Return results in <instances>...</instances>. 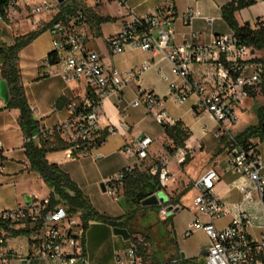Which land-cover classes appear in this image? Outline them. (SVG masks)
Segmentation results:
<instances>
[{
	"label": "built area",
	"instance_id": "built-area-1",
	"mask_svg": "<svg viewBox=\"0 0 264 264\" xmlns=\"http://www.w3.org/2000/svg\"><path fill=\"white\" fill-rule=\"evenodd\" d=\"M22 1L6 0L7 20L18 15ZM92 2L95 5L104 2L118 3L128 8L127 0ZM52 12L48 5L31 8L33 24L39 23L35 20L36 17L52 15ZM201 16L200 12L189 9L183 19L186 25H190ZM177 19L173 5L143 17L131 14L121 30L108 40V50L112 55H119L127 49H138L150 53L154 65L158 64L155 58L159 56L167 62L171 75L180 81L169 83L170 96L178 103L194 97V115H211L219 126L213 132L214 137L220 141L225 140L228 145L229 168L245 176L250 183L240 189L245 200L253 201L256 196L264 214V160L257 149L256 141L243 144L232 131L239 122L238 110L252 98V93L261 90L264 52L246 45L234 33L214 35L208 43H202L200 34L193 33L177 44ZM0 21H4L2 15ZM205 21L210 26L215 22L210 18ZM85 23L83 7L51 21L48 29L52 38L51 53L61 68L60 75L66 83H82L85 90L83 95L69 100L66 104L68 117L65 120L50 128L40 126L39 134L33 140L54 142L59 139L67 146L62 150L66 158H91L99 161L105 158L101 152L102 145L110 135L116 133L113 127L103 129L99 123L104 104L110 98L122 99L124 89L130 84L136 85V97L131 102V107L144 108L161 127L173 126L176 122L163 107L162 99L153 91L142 87L143 75L150 70L152 64L144 62L124 74L106 65L99 55L87 48V40L82 32ZM45 63L49 64L47 58ZM194 67H209L212 72L207 78L198 80L193 77ZM160 73L167 81L168 76L162 69ZM204 130L207 131V128ZM155 142V139L141 135L134 141L133 146L127 144L122 148V152L128 158L136 160V164L109 181L110 195H115L116 189L124 185L127 175L142 170ZM174 156L181 165L187 152L178 149ZM149 173L158 176L161 191L172 180L164 160L155 163ZM220 181L218 171L209 169L193 182L197 192L193 206L198 216L189 224L183 237L188 238L200 230L205 232L209 239L206 264H264V230L260 238H253L248 234V229L253 227L252 217L248 213L240 210L230 225L218 226V222L227 214L215 190ZM167 204L159 205L162 221L167 219L169 207L173 210L177 208ZM0 220L7 223L10 231H27L26 236L30 239V252L23 259L16 251L6 250L9 237L5 231H0V264H11L15 259L43 264H88L80 215L69 212L63 204L52 206L50 197L33 198L23 206L1 211ZM138 245L140 243L116 254V264H142L137 256Z\"/></svg>",
	"mask_w": 264,
	"mask_h": 264
},
{
	"label": "crops",
	"instance_id": "crops-1",
	"mask_svg": "<svg viewBox=\"0 0 264 264\" xmlns=\"http://www.w3.org/2000/svg\"><path fill=\"white\" fill-rule=\"evenodd\" d=\"M75 1L79 4L78 0ZM81 1L83 2L79 5L85 9L86 14V23L82 27V32L87 40V48L99 55L106 65L117 69L123 74L131 69L138 68L144 62L151 63L152 67L143 75L142 87L145 90L153 91L157 96H159L163 101V107L165 109L168 103V97H171L168 86L169 83L172 81L180 83L179 80L171 76L170 68L167 62L159 56L155 58V61L158 62V64L154 65L153 56L150 53L142 52L138 49H127L123 54L119 55H112L108 50V40L121 30L123 23L131 18V14L143 17L154 13L158 9L173 5L178 16V19L175 22L177 44L182 43L184 38L193 33L200 34L202 43H208L214 35L233 33L224 22L221 11L222 7L230 3L232 0H127L126 5L128 8L122 7L118 3L104 2L100 5H95L92 0ZM256 3L264 4V0L256 1ZM113 6L115 7V10L110 12V8ZM189 9L200 12L202 16L201 18L194 19L190 25H186L183 15ZM59 12L60 9L53 11L52 15H46V18H43L44 16L41 18L39 17V23L37 25L33 24V19H29L28 21L33 26L32 31L38 30L45 25L50 24L52 19H54ZM259 14H264V8ZM206 18L214 19V24L212 26L208 25L205 21ZM101 19H110L111 21L100 22ZM261 20L262 17L257 15L253 25L250 21H247L245 23H240V26L248 23L252 28H255L256 23ZM218 22H223L225 25L224 28L219 26ZM7 31L9 30H7L4 22H0V39L7 45H11L14 42V38L17 36L13 35L10 37V41L7 42L3 36V32ZM44 38H46V49L42 52L41 40ZM51 51L52 38L47 30L19 54L22 84L25 88L29 106L33 111V117L39 122L40 126L48 128L53 127L68 117L66 104L69 100L83 95L85 90V86L82 83H66L60 75L61 68L59 65H50L45 63V60ZM166 67H168V70H165ZM160 69H162V71L168 76L167 81L162 78ZM211 72L212 71L209 67H194L192 69L193 77L198 80L207 78ZM156 77L166 84L168 89L166 94L158 92L156 84L153 82ZM1 80L0 76V81ZM127 91L131 93L132 97L130 99L126 96ZM135 97L136 85L132 83L124 89L122 99L110 98L105 102L99 123L103 129H106L109 126L113 127L116 130V133L113 135H120L124 138V141L123 143L118 144L116 149H114V146H111L110 144V139L112 137V135H110L106 142L102 145L101 152L105 155V157L106 153L104 151L109 152L111 155L117 154L118 152L116 150L121 152L122 148L128 143L126 137L129 135L131 136L130 141L132 143L141 135L149 136L155 139L156 142L166 141L164 144L161 142L164 149L163 150L161 148V152L155 153L151 151L150 148L149 158L145 162L151 160V162L155 164L164 160L166 168L172 176L169 186L164 191L169 201L170 199L176 200L179 198V201L176 204L179 211L172 216L171 229L174 235L176 236L177 233L175 219L177 218L178 213L187 207L185 200L189 196L192 197L189 209L192 214V218L185 231L187 230L189 224L192 223L198 216V213L193 206L194 199L197 196V192L193 187V182L199 179L207 170L215 169L221 176V181L216 185L215 190L227 212L226 216L221 220L223 224L219 225L221 222L219 221L218 226L225 227L230 225L238 211L242 210L248 213L253 220V227L248 229V234L253 238H260L264 230V214L260 201L256 196L253 201L245 200L240 189L243 186H249L250 183L245 176L232 171L229 168L227 155L228 150L222 151L227 144L225 140L219 141L220 144L217 143L216 147L212 148L210 151L212 158L199 174H193V176H191L189 173L191 164L196 155L199 151L204 149L205 145L201 143L202 138L208 133L213 134V132L218 129V124L213 120L211 115L207 113L200 116L194 115L193 105L196 101L194 97L187 101V110L183 115L174 116L169 113L175 122H182L185 128H187L191 133L190 138L186 142V152L189 154V160L183 166L179 165L177 160V165L181 171L174 172L168 168V162L170 161V157H177L170 155L165 150L166 146L171 147L168 144L171 145L172 141L166 137L161 126V133L158 136L154 137L151 133H149L146 126L149 121L153 122L155 120L153 116L148 114L144 108H133L130 106ZM170 99L172 102L177 104L172 97ZM5 108L6 106L0 98V143L2 146V150H0V212L23 206L31 199L39 198V194L37 192L24 193V189L19 187L22 182H29L32 180L40 181L43 185L42 187L46 190L44 197H49L50 193L41 177L37 173L32 172L30 169V162L24 149L26 139L18 124L19 111L7 110ZM188 117H190V120L187 119ZM204 118H207L208 123L200 125L201 120ZM208 124L213 125L210 127ZM205 128H207V131L204 130ZM197 130L202 133L201 139L196 138ZM34 141L36 143L39 142L38 140ZM262 144L263 143L258 141L257 149L264 160V150L261 148ZM46 158L50 164H57L66 173H68L72 180L87 195L82 185L73 177L67 167L69 164L77 160H70L66 158L62 150L47 153ZM126 166H128V164L123 165L120 172ZM151 167L146 170H140V172H147L149 174V169ZM7 190H11L14 194L10 201L2 196ZM126 203L129 207H131L127 200ZM95 209L101 214L111 218H119L122 216L112 217L106 212L99 211L97 208ZM116 237L117 236L114 235L113 228L111 226L103 223L91 222L88 230L84 234L85 256L88 264H116V254L123 253L133 246L130 245L128 249L119 251L117 247H115L117 244ZM5 248L7 251H16L24 259L30 252V239L28 236L9 238ZM107 249L108 253L105 256L104 252L107 251ZM179 252L181 253V250H179ZM185 258L190 259L188 257ZM25 262L26 260L15 259L11 262V264H43L41 262Z\"/></svg>",
	"mask_w": 264,
	"mask_h": 264
},
{
	"label": "trees",
	"instance_id": "trees-1",
	"mask_svg": "<svg viewBox=\"0 0 264 264\" xmlns=\"http://www.w3.org/2000/svg\"><path fill=\"white\" fill-rule=\"evenodd\" d=\"M256 1L257 0H232L230 3L222 7V18L232 32L246 45L264 52V21H258L255 28H252L248 23L240 26L235 19L236 12L250 7L255 4ZM80 7L81 6L77 4L75 0H66L60 5V12L55 16L54 20L61 18L66 13L74 12ZM5 9L6 0H0V15H2L4 21H8ZM109 21L111 20H100V22ZM50 25L51 23L38 30H33L27 35L16 37L11 45L3 43L0 39V76L2 80L7 82L10 93V103L5 109L19 111L18 124L26 139L24 149L30 162V169L41 177L50 191L49 197L52 206L63 204L69 212L79 214L83 224V235L88 230L91 222L103 223L112 228H124L127 229L131 235L130 223L132 212L134 213L137 210H143L159 216L161 210L159 205L150 207L142 206L143 201L162 190L158 176H153L150 173L148 174L147 172H140L138 170L127 175L123 184L124 188L127 189L126 200L130 203L132 211L127 217L111 218L101 214L94 208L90 198L72 180L68 173L57 164H50L48 162L46 158L47 153L64 150L67 147L66 144L59 139H55L54 142H45L41 140L38 143L33 140V137L39 134L40 124L34 119L33 111L27 101L25 88L22 84L19 54L23 49L31 45L39 36L45 33ZM53 56L52 53L47 56L50 65L56 64V60ZM262 62L264 65V59ZM261 93L264 97V72ZM251 96L253 98L255 93H252ZM256 117L257 124L248 127L238 135V139L241 143L246 144L255 140L264 143V104L258 108ZM162 129L166 137L172 141L173 147H170L167 150L170 155H174L178 149L187 150L186 142L190 138L191 133L185 128L182 122L178 121L173 126L164 125L162 126ZM53 145H55V147H53ZM188 155L189 154L187 153L186 159L181 166L185 165L189 160ZM129 188H132V191H130ZM128 192H130L131 195L127 194ZM178 201L179 198L176 200L170 199L167 205L176 206ZM161 222L163 224L164 232L160 231V237L169 239L173 244L174 249L179 252L175 235L171 229L172 217ZM0 231H5L9 238H17L28 234L27 231L23 230L10 231L7 223L1 220ZM149 239L153 244L152 238L149 237ZM137 256L142 264H198L195 259L182 258L180 252L177 258L175 254H172L170 260L161 262L159 256L154 253H148L147 247L142 244L138 245Z\"/></svg>",
	"mask_w": 264,
	"mask_h": 264
},
{
	"label": "rangeland",
	"instance_id": "rangeland-1",
	"mask_svg": "<svg viewBox=\"0 0 264 264\" xmlns=\"http://www.w3.org/2000/svg\"><path fill=\"white\" fill-rule=\"evenodd\" d=\"M83 1L78 0L79 4H82ZM28 4V5H27ZM48 5L52 8L53 11H57L60 9V5L58 4L57 0H23L20 3V9L18 11V15H14L9 17L8 21H3L4 25L6 26L7 32H3L4 38L10 41V37L13 35L20 37L31 33L33 26L28 21L33 17L30 16L31 8L45 6ZM264 4L263 3H255L250 7L245 8L240 12L235 13V19L237 23H245L250 21L253 25L254 20L256 19L257 15L262 17L261 21H264V14L260 15V11H263ZM115 7L110 8V12H113ZM49 14H43L35 18V20L39 21V17L46 18ZM2 22V21H0ZM219 26L224 28L223 22H218ZM228 32V31H227ZM16 38V37H15ZM14 38V39H15ZM4 43V42H3ZM45 44L46 38L41 40V49L42 52L45 51ZM264 56V53L263 55ZM165 70H168L166 67ZM172 76V75H171ZM170 77V76H169ZM153 82L156 84L158 92L161 94H166L168 89L164 82H162L159 78H154ZM126 96L130 99L131 93L129 91L126 92ZM171 97H168V103L166 105V109L171 115H183L187 110L188 100L184 103L175 104L171 101ZM191 99V98H190ZM264 104V97L261 93V90L255 93V96L251 98L249 101L244 103L241 108L238 110L239 115V122L237 125L232 129L233 133H237V136L247 129L250 126L257 124V117L256 113L259 107ZM192 118V117H191ZM190 120V117L187 118ZM208 123L207 118L201 120L200 125H205ZM199 125V126H200ZM210 127L213 124H208ZM149 133H151L154 137L158 136L161 133L160 125H158L155 121H149L147 126ZM219 127V126H218ZM217 127V128H218ZM202 133H196V138L201 139ZM128 141V145L133 146L134 142L130 141L131 136L129 135L126 137ZM124 138L120 135H112L110 139L111 146H114V149L118 146V144L123 143ZM220 140L216 139L213 134L208 133L204 135L201 140L203 143L204 149L199 151L196 155L195 159L193 160L191 167H190V175L199 174L201 170L207 165V163L211 160L210 151L212 148L216 147L217 143ZM258 142L259 140H255ZM166 141H158L152 145L151 151L158 153L161 152L162 144ZM169 146L173 147V145L168 144ZM165 146V145H164ZM170 147L165 148L166 152ZM261 148L264 150V143L261 145ZM164 150V149H163ZM228 150V145L226 144L225 148L222 151ZM115 155H111L109 152L104 151L106 153V157L99 161H94L91 158H81L73 163L69 164L67 167L69 172L73 175V177L78 180V182L82 185L83 189L87 193L88 197L91 200L92 205L97 208L99 211L106 212L109 216L117 217L122 215L121 217H127L131 213V207H129L126 203V192L127 189L119 187L116 189L115 195H110V184L109 181L120 174L123 170L128 167H132L136 164V160L128 158L122 151ZM169 153V152H168ZM170 161L168 162V168L174 172L181 171L179 166L177 165V158L170 157ZM123 170L120 169L123 165H127ZM154 163L147 161L144 163V167L142 170H146L151 167ZM183 175V174H182ZM181 175V176H182ZM101 184H105L107 186V192L103 193L101 190ZM42 183L40 181H29V182H22L20 184V188L24 189V193H33L37 192L39 194V199L45 198L44 195L46 194L45 188L42 187ZM132 191V188H129ZM128 189V191H129ZM161 204H166V199L168 198L165 191H161ZM127 194L131 195L130 192ZM5 199L10 201L14 194L11 190H7L2 195ZM191 196H189L185 200V204L187 207L180 211L177 215L176 220V236L175 239L178 244L179 250L181 253L190 259H195L198 264H206V252L209 245V239L205 232L197 231L193 235L188 238L183 237V232L185 231L189 221L192 218V214L190 213L189 209L191 206ZM174 216L172 213H168L167 218H171ZM131 223H130V230H131V239L129 241H125L122 237H116V246L119 251H123L128 249L130 245H135L136 243H140L147 247L148 253H154L155 255L159 256L161 262H166L170 260L172 254L179 256V252H177L173 244L169 239L161 238L160 237V230L164 232L162 220L160 216H156L148 211L137 210L134 213H131ZM223 222L221 221L219 225H222ZM149 237L152 238L153 244L150 242ZM132 247V246H131ZM108 253L107 251L104 252L106 256Z\"/></svg>",
	"mask_w": 264,
	"mask_h": 264
},
{
	"label": "water",
	"instance_id": "water-1",
	"mask_svg": "<svg viewBox=\"0 0 264 264\" xmlns=\"http://www.w3.org/2000/svg\"><path fill=\"white\" fill-rule=\"evenodd\" d=\"M65 0H57L58 4L61 5L64 3ZM51 53V52H50ZM0 98L3 101L4 105L7 107L10 103V93H9V89H8V85L7 82L5 80H1L0 81ZM101 190L103 193L107 192V186L105 184H101ZM161 192H158L157 194H154L150 197H148L145 201H143L142 206L143 207H150V206H158L161 203ZM167 203L169 202V199H166ZM29 202V201H28ZM179 211V208H176L175 210H173L172 207H169L168 212L175 214ZM113 233L116 236H120L122 237L124 240L129 241L131 238L130 233L128 232L127 229L124 228H113ZM182 258H185L184 254H181ZM27 263V261L25 262Z\"/></svg>",
	"mask_w": 264,
	"mask_h": 264
}]
</instances>
